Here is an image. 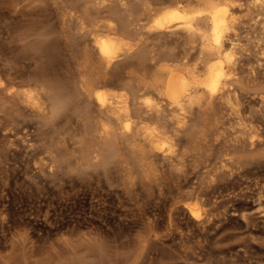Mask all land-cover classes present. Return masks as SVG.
Masks as SVG:
<instances>
[{"label": "rangeland", "instance_id": "1", "mask_svg": "<svg viewBox=\"0 0 264 264\" xmlns=\"http://www.w3.org/2000/svg\"><path fill=\"white\" fill-rule=\"evenodd\" d=\"M126 1L133 9L142 0ZM232 1L242 4L235 55L240 62L235 77L242 103L239 115L216 105L203 117L197 111L187 115L180 128L164 108L162 121L150 123L172 135L167 147L173 145L174 153L154 152L145 160L137 149L144 143L141 137L135 143L121 138L99 142L101 134L92 127L94 121L82 111L91 104L73 90L76 85L67 76L75 72L77 59L83 62V44H89L88 39L84 42L87 30L86 34L81 30L78 17L88 21L104 6L115 8L118 0H0V264H264V34L258 28L264 9L255 7L252 0ZM174 2L164 0L163 5L154 6ZM127 19L128 45L110 69L115 82L105 89L125 93L135 111L138 96L159 101L151 90L140 91L142 78L150 73L149 81L157 74L160 63L154 59L181 53L183 37L180 32L160 37ZM61 28L70 35L62 34ZM66 40L74 56L64 48ZM39 42L52 49L50 55L41 57L35 51ZM44 66L48 74L57 75L53 80L75 95L74 105L70 102L73 106L66 108L69 111L55 118L50 113L48 120L8 99L5 90L30 87ZM136 115L133 122L139 124ZM12 118L18 124L7 126ZM240 118L257 131L254 146L247 142ZM110 141L117 145V152L110 151L114 146ZM192 206L211 214L210 221L194 219Z\"/></svg>", "mask_w": 264, "mask_h": 264}, {"label": "bare ground", "instance_id": "2", "mask_svg": "<svg viewBox=\"0 0 264 264\" xmlns=\"http://www.w3.org/2000/svg\"><path fill=\"white\" fill-rule=\"evenodd\" d=\"M182 1L187 2V4L183 5ZM252 1H253V4L255 7H257L258 9H260V8L264 9V0H252ZM127 2L128 1H126V0H118V2H117L118 5H116L115 8H109L108 6H104L103 7L105 9L104 11H99V12L96 11V12H94L96 14L89 15L90 18L88 17V19H90V20H88V21L85 19L84 16L78 17V19L80 20V24L82 26V29L81 28H79V29L83 30L84 33L87 30V32H86L87 35L91 37V44H90L88 36L87 37L84 36V37H86L85 39L83 36H81V37L84 39V42H85V40L88 39L89 44L88 43H84V44L81 43L83 41H81V42L76 41V45L78 42L79 43L78 45L83 44L85 46V47L83 46L84 47V54H85L84 60H83V62H80L81 60L79 61V59L76 60V62H75L76 68L74 66V68L76 69L75 72L71 73L70 75H67L69 78H71V80L73 79V82L68 80L69 84L67 86L70 85V82L74 83V85H76V86L73 87V90L76 91V93L80 94V96L84 95L88 99L89 103L91 104V106L90 107L88 106V108H87L85 105L86 103H84L82 101V99H79L81 102H83V104L86 107L85 108L83 106V108H85L84 110L82 109L83 114L87 115V119L89 117V119L94 121V123L92 124V127H95V129H98V131L101 134L99 142H101V139H103L106 142L108 140H111L110 138H112V139L118 138V140H119V138H121L123 141L124 140L127 141V140L131 139L132 142L134 141V143H135L137 141V138L141 137L142 141L144 142L143 143L144 145L141 144V147L137 148V149H138L139 155L141 157H143L145 160H147L150 158L151 154L154 152H159L161 154L168 152V154H170V155L174 153V146L173 145H169L167 147V144H169L171 141H173L172 135H170V133L168 131H166L165 129H162L159 126H157V124L155 126V125H152L150 123V121H153V120H156L157 122L162 121L161 113L164 111L163 110L164 108H166L169 111V117L171 118V120L175 121V123L180 128L184 127L185 123L187 122L186 121V119H188L186 117L187 115H193L194 112L197 111V115L199 114L200 117H203L206 114L207 110H209L210 108H214L216 105H222V106L229 107L232 111L234 110V112H237V114L239 115L238 107L242 103H241V100L239 99V97L237 96V89L235 88V84L238 82V79L235 77L237 76L236 72L238 70V65L240 62L237 61V59L235 58V55H236V50H237L238 44L240 43V40L238 37V29H239V25H240L238 13L240 11L239 8L242 7V4H240L239 1H232V0H176V3L174 2L175 4H173V5H170V3H169L170 6H167V7L156 6L155 7L154 5H156V4L163 5L164 0H142V1H140L141 4H139L138 6L133 5L134 8L131 9V7H129ZM171 2L173 3V1H171ZM70 3H72V2H70ZM165 3H166V1H165ZM72 5L74 6L73 3H72ZM248 5L250 6V4H248ZM68 6H71V5H68ZM247 8H248V6H247ZM249 10H251V9H249ZM127 18H131V21H134L135 23H137V24H139L145 28L147 27V30L150 33L154 32V33H156V35H159V34L165 35V34H175V33L178 34V32H180V33H182V37H183V39H182L183 45L181 43V46H183L182 52L181 53L176 52L178 54H172L171 53L168 56L165 55V57H163V58L159 57L157 59H154L157 63H160L158 70L156 69L157 74H154L153 76H151L150 77L151 79L149 81L147 80V78H148V76H150L149 75L150 73L148 75L145 74L142 78V82H144L143 86L140 87L141 85H139L140 91H148L149 92L151 90L152 92H154L159 97V101L156 100L157 102H154L150 98H144V95H142L144 98L142 100L141 96H138L137 97V103L135 104L138 107L135 111L132 110V108H134V107H132L130 101L128 100L126 95H124L125 93L124 94H116V92L112 93V92L105 89V87L110 86L115 82V81H113V79L109 75L110 69H111L112 65H114L115 61L118 60V58L124 53L126 45H128V43H126L127 41H125V39H126V36L128 37V35H129L128 34L129 32L126 33V30H127L126 28L129 25L130 19H127ZM252 19H253V17H252ZM254 19H255V17H254ZM119 20H121L123 25H121L122 23L118 24L116 22ZM254 21H257V20H254ZM115 23L120 25V27L123 26V28L119 29V26H116ZM131 24H132V22H131ZM254 25H258V24H256V22H255ZM259 25H260V27H258V28H261L260 30L264 34V20H262L259 23ZM76 27H77V25H76ZM135 27H136V25H135ZM61 29H62L61 33L65 34L63 28H61ZM65 32H68V30L67 31L65 30ZM69 32H68V34H69ZM84 33H83V35L86 34V33L85 34ZM124 33H126L127 35H125ZM68 34H67V36H68ZM124 35H125V37H124ZM258 35H260V34H258ZM159 36L162 37V35H159ZM29 37H31V36H29ZM81 37H79V38L81 39ZM68 40H70V39H68ZM70 41L72 42V40H70ZM39 43L42 46L36 45L37 47L35 46V51L37 53L39 52L40 54H42L41 57H43V55H46L47 53H49V55H50V53H51L50 51L52 49L49 48L50 49L49 50L48 47L45 45V43L44 44H42L41 42H39ZM66 43H67L66 45L64 43H62L65 45L64 48L67 47L68 51L70 53V56H74L75 51H74V49H72L73 46L70 43H68L67 40H66ZM74 43H75V41H74ZM27 45H28V43H27ZM43 45H45L46 47L44 48ZM178 45H180V44H178ZM177 47H179V46H176V48ZM76 49H77V47H76ZM77 50L79 51V49H77ZM79 52L83 53L82 51H79ZM126 52H127V50H126ZM174 52L175 51H173V53ZM54 53L55 52L53 51V55H54ZM69 53H68V55H69ZM67 59H68V57H67ZM143 59H144V57H143ZM69 60H71V59H69ZM69 60H66L65 63H67V61H69ZM72 62H73V60H72ZM72 62H71V64H72ZM152 64H154V63H152ZM67 67H69V65ZM70 68H71V66H70ZM152 69H155V68L153 67ZM65 70L67 71V68H65ZM118 73H120V72H118ZM122 73H120V76H122L121 75ZM38 74H39L37 76L38 78H35V80L31 84L29 83L30 87L23 89L22 91H16V90L11 91V89H7L9 87L6 88V86H5V88H6L5 90L8 92L7 98L8 99H16L18 104L21 103L28 110H30L31 112H36L35 114L38 116H41L42 118H47L50 113H51L50 115H52L53 118H55V117L61 115L66 110V108L70 102L73 104L72 101H75V95L74 94L70 95L72 90L69 91V89H68L69 87L66 88V86L64 87L63 85H61L63 83L57 82L58 79H56V81H55V78H57V75L53 76L51 74H48V68L47 67H45V66L42 67L40 69V73H38ZM52 76L55 77L54 80H53ZM67 76H66V78H67ZM111 79H112V81H111ZM122 79H123V77L122 78H116L117 81H120V80L122 81ZM74 80H76V81L74 82ZM133 82L135 83L134 80H133ZM141 83H139V84H141ZM65 84H67V83L65 82ZM74 85H71V86H74ZM242 86H244V84ZM127 87H130V86H127ZM249 87H250V85H249ZM133 91H135V90L133 89ZM152 92H150V93H152ZM154 93H152V94H154ZM136 94L138 95V93H136ZM143 94H145V93H143ZM146 94H147V96L149 95L147 92H146ZM261 94H262V92H261ZM82 96H81V98H83V100L86 99ZM133 97H135V96H133ZM152 97L154 98V95ZM87 99H86V101H87ZM48 100L51 102L50 106L47 105ZM139 100H142V101H139ZM13 101H15V100H13ZM80 101H78V103ZM246 102H247V100H246ZM21 104H20V106H21ZM83 104H80L81 107ZM73 105H71V106H73ZM71 106L69 104V107H71ZM18 108L16 110H18ZM50 108H51V110H50ZM216 108H217V106H216ZM69 109L70 108H68V110H66V111H69ZM79 109H81V108H79ZM24 110H25V108H24ZM79 111L82 112L81 110H79ZM84 111H85V113H84ZM80 112H79V114H80ZM136 114H138V115H136ZM141 114H144V115L142 116ZM135 115L141 119L139 124H137L135 121L134 122L136 124H134V122H133ZM155 115H156V117H155ZM80 116H81V114H80ZM81 117L83 118V116H81ZM48 118H47V120H48ZM62 118H64L63 115H62ZM77 118H79V117H77ZM84 118H86V117L84 116ZM163 119H165V117H163ZM47 120H46V122H47ZM52 120H54V119H52ZM240 121H241L240 125L242 126V132H243V134H245V136L247 137V140H248L247 141L245 139L243 141L244 142L247 141V142H249L250 146H254V144L256 142L255 138L259 137L257 135V131L255 132L254 130H252L251 129L252 125H250L251 127H249L243 118H240ZM51 122H54V121H51ZM15 123L18 124L17 120L15 118H12L10 121H8L7 126H13ZM133 124H134V126H133ZM93 125H95V126H93ZM136 125H139V126H137L136 132L135 131L133 132V130L135 129L134 127H136ZM53 126H55V125L53 124ZM86 126H88V125H86ZM84 127H85V125H84ZM219 127H221V126H219ZM186 128H188V127H186ZM14 129L15 128H13L12 130H14ZM92 130H94V129H91V131ZM82 131H83V129H82ZM186 132H188V130ZM85 133H87L86 129H85ZM90 134L92 135V133H90ZM90 134H89V136H90ZM100 134H98V135L100 136ZM93 135L91 137H94ZM189 135H190V133H189ZM189 137L191 138V136H189ZM190 138H188V139H190ZM121 139L119 141H121ZM119 141H117V142L115 141V142L118 144ZM126 141H124V142H126ZM190 141L193 144V146L196 145L194 139H192ZM139 143L140 142H138V144ZM112 144H114V142ZM110 146H111V144H110ZM115 146L117 147L116 144H114V146H111L110 151L115 149ZM133 146H135V145H133ZM107 147H108V145H107ZM89 148H88V150H89ZM101 148H100V150H101ZM96 149H97V147H96ZM118 150H122V149L120 148ZM252 150H253V148H252ZM107 152L109 154V150ZM116 152H117V150H116ZM114 153H115V151L111 152V154L113 156H115ZM121 153H123V152H121ZM85 155H86V153H85ZM112 155H111V157H113ZM117 156H119V155H117ZM117 156H116V158H118ZM135 157L137 158V156H135ZM102 158L104 159L105 156ZM110 159H112V158H110ZM62 165H63V163H62ZM208 165H207V167H208ZM222 178H224V177H222ZM216 181H217V179H216ZM216 185H218V184H216ZM190 208H191V210H190L191 214L194 217V219L198 220L199 222H206L209 220L211 214H209L207 212L202 213V212H200L201 211L200 209L194 208L193 206Z\"/></svg>", "mask_w": 264, "mask_h": 264}]
</instances>
